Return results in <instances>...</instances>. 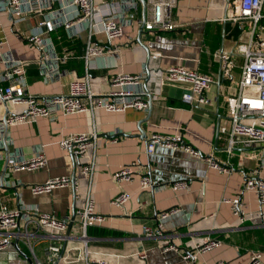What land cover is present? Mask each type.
I'll return each mask as SVG.
<instances>
[{"label": "crops", "instance_id": "crops-1", "mask_svg": "<svg viewBox=\"0 0 264 264\" xmlns=\"http://www.w3.org/2000/svg\"><path fill=\"white\" fill-rule=\"evenodd\" d=\"M135 1L141 16L147 0ZM225 5L224 0H177L171 16L178 28L143 30L140 36V28L135 30L134 26H127L124 35L113 42L122 47L119 59L108 54L96 62L97 68L90 70L95 92L109 91L108 79L118 72L147 75L152 63L151 66L160 68L181 64L213 75L219 81L220 62L214 57L215 52L219 49L231 51L239 37L246 38L250 29L247 21L226 19ZM39 19L40 16L35 15L13 23L9 14L0 13V38L6 41L4 49H9L14 58L28 61L26 80L32 94H65L71 76L45 81L40 71L41 53L25 40L26 35L37 27ZM61 33L62 29L53 34L54 40L59 39ZM129 37L135 38L132 46L128 44ZM57 47L61 50L66 46L58 43ZM77 50V54L83 53L82 46ZM154 53L159 57L152 61ZM233 56L236 62L233 79L211 86L208 92L212 104L209 107L189 106L182 100V85L165 83L159 98L151 99L148 110H100L93 118L86 112L59 113L55 121L41 117L35 122L8 127L6 134L0 136V207L5 204L18 208L26 204L63 217L80 208L87 191L93 189L95 209L106 217L104 223L97 226L108 230L109 234L90 233V227L87 232L92 250L101 253L109 264H186L183 250L191 249L195 240L205 236L219 238L223 244L201 254L198 264L220 261L246 264L255 251L261 252L264 260V224H257L252 219L241 222L233 214L230 204L223 201L241 195L246 211L256 212L260 207L257 193H242V189L246 174L259 164L261 147L248 150L238 147L229 154L226 137L219 131L220 124L229 121L226 97L239 86L243 56L238 53ZM103 64L107 67L98 68ZM65 67L78 75L86 71L81 58L70 60ZM153 84L154 81L149 87ZM94 121L98 124V136L91 155L95 154L96 170L92 176H84L80 171L81 162L58 141L88 130ZM155 133L167 136L180 133L182 141L201 151L203 157H195L180 146L164 145H157L149 154L147 141ZM37 149H42L47 157L45 167L33 171L10 168L12 163L24 156H32ZM207 156L227 164L231 170L220 172L211 167L204 159ZM132 162L137 163L140 174H150L155 187L143 190L136 175L134 180L124 184L129 199L125 207H119L111 202L119 191L113 174ZM6 165L9 167L3 174ZM73 174L77 190L71 183ZM261 175L264 177V167ZM62 176L70 177L71 182L49 192L33 193L31 187L34 184ZM178 181H187L189 187L174 188ZM172 210L176 211L162 216ZM159 225L163 237L145 236L144 227L155 229ZM13 240L12 245L0 250V264H32L31 248L21 239ZM61 242L51 243L47 237H36L33 243L35 256L45 261L60 249ZM169 243L177 248H168Z\"/></svg>", "mask_w": 264, "mask_h": 264}, {"label": "built area", "instance_id": "built-area-1", "mask_svg": "<svg viewBox=\"0 0 264 264\" xmlns=\"http://www.w3.org/2000/svg\"><path fill=\"white\" fill-rule=\"evenodd\" d=\"M226 19L234 22L247 21L250 24L246 38L239 37L231 51L219 49L214 57L220 62L219 81L210 74L189 69L181 64L160 68L157 65L147 69V75L138 73L118 72L108 79L110 90L96 93L90 70L97 68L99 59L112 54L119 59L121 46L113 42L124 35L127 26L135 30L169 31L179 27L172 19L171 10L177 0H147L143 15H138L135 0H0V13L9 14L11 21L16 23L29 17L40 16L38 25L30 31L25 40L36 46L41 53L40 71L45 81H57L64 76H71L69 90L65 94L53 96H37L29 91L26 80L28 61L14 58L9 49H4L6 41L0 38V136L6 134L8 127L35 122L45 117L55 121L59 113L66 115L86 112L95 117L100 110L124 111L127 108L148 110L151 99L159 98L161 86L165 83L179 84L184 87L182 100L189 106H205L212 104L209 89L217 82L232 80L236 66L234 53L243 56L238 90L226 97L229 121L220 124L219 131L227 140V151L233 153L235 148L246 150L261 147L258 156L259 164L246 174L242 193L254 191L258 195L259 210L248 212L244 207L242 196L234 199L225 198L232 212L241 222L246 219L264 224V0H224ZM64 28L73 39H81L83 53L77 54L74 48L57 49L53 34ZM132 46L135 38H128ZM109 43V45H108ZM159 54H152L151 59H158ZM81 58L86 64L83 75L75 74L65 65L72 59ZM107 67L105 64L98 66ZM154 81V86L149 87ZM98 124L92 122L88 130L76 132L62 137L58 143L80 162V171L84 176H92L96 170L95 154L91 155L98 136ZM157 145L182 147L198 158L203 154L196 148L182 141L178 133L167 136L153 134L147 141V152L153 153ZM32 156H24L11 164L13 170H37L47 165V157L42 149L36 150ZM254 157V155L252 156ZM208 164L220 172H229L231 168L214 157L204 158ZM136 175L139 176L143 190L155 187L150 174H140L137 163L124 165L113 174L119 188L112 204L125 207L129 195L123 186ZM70 177L62 176L34 184L33 193L49 192L55 187L71 182ZM72 183V182H71ZM77 190L76 181L73 182ZM161 188V186H158ZM176 189H187V181H178ZM164 212L163 217L174 212ZM106 217L95 209L93 189L87 191L84 204L74 209L71 215L59 217L43 212L35 206L23 205L10 208L0 207V250L14 243L13 238L23 240L31 248L34 255L32 264H54L58 251L51 254L45 261L38 259L34 252L36 237H47L51 243L66 241L67 245L58 264H109L101 253L95 252L90 246L89 227L102 225ZM71 225V227H70ZM72 228V231H71ZM70 229V233L67 231ZM146 237H163L162 227H144ZM61 242V243H62ZM219 238L205 236L195 240L191 249L183 250L186 264H198L199 256L209 250L221 246ZM168 248H177L173 243ZM179 248V247H178ZM119 256L118 254H112ZM217 264H226L220 261ZM246 264H264L263 255L259 251L252 252Z\"/></svg>", "mask_w": 264, "mask_h": 264}, {"label": "trees", "instance_id": "trees-1", "mask_svg": "<svg viewBox=\"0 0 264 264\" xmlns=\"http://www.w3.org/2000/svg\"><path fill=\"white\" fill-rule=\"evenodd\" d=\"M54 42L56 44V47H57L58 43H62V44H64V46H67L69 48H74L76 50H77V48L82 46L81 39L71 38L64 28H62V33H61L59 39H55ZM57 49H58V47H57ZM61 50H59V51H61ZM77 52H78V50L76 51V53ZM93 227H95V228H93ZM93 227H90V230H89L90 233L94 232L95 234H99L100 236H108V234H109L108 230L103 229L99 226H93Z\"/></svg>", "mask_w": 264, "mask_h": 264}, {"label": "water", "instance_id": "water-1", "mask_svg": "<svg viewBox=\"0 0 264 264\" xmlns=\"http://www.w3.org/2000/svg\"><path fill=\"white\" fill-rule=\"evenodd\" d=\"M143 2H145L144 0H143ZM140 36H141V33L143 32V28H140ZM139 40L141 41V39L139 38ZM73 155V154H72ZM73 157H74V155H73ZM9 167V165H6V167H5V169H4V171H3V174L7 171V168ZM75 181V175L73 174V177H72V183ZM70 227H71V225H70ZM70 233V229L67 231V234H69ZM15 245L16 246H18V243L16 242L15 243ZM66 245H67V242L66 241H63L62 243H61V247H60V251L58 252V256H57V259H56V261L54 262V264H58V262L60 261V259H61V257H62V255H63V253H64V250H65V248H66Z\"/></svg>", "mask_w": 264, "mask_h": 264}]
</instances>
